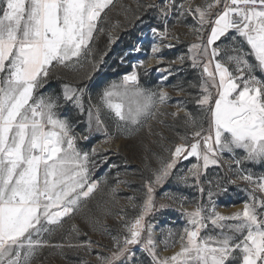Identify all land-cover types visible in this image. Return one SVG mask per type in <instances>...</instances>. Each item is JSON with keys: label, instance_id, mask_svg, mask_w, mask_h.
<instances>
[{"label": "snow or ice", "instance_id": "1", "mask_svg": "<svg viewBox=\"0 0 264 264\" xmlns=\"http://www.w3.org/2000/svg\"><path fill=\"white\" fill-rule=\"evenodd\" d=\"M114 3L115 0H0V264H32L44 248L60 250L63 255L65 248L90 253L94 246L100 247L91 239L79 240L87 233L76 223L68 230L65 243L53 244L43 238L81 213L101 183L91 179L90 165L95 167L91 157L97 149H80L78 140L88 136H78L74 122L60 113L68 104L85 118L89 135L103 133L105 144L120 135L134 136L149 120L164 125L162 117L175 120L179 112H184L185 117L183 126L187 131L177 133L181 142L164 149L169 158L157 156L158 168L145 164L150 176L143 182L142 202L137 204L135 196L127 197L138 213L128 219L126 213L122 216L104 209L105 216L115 215L123 221V234L111 236L112 250L107 256L97 254L99 264H140L132 250L137 245L150 257V264H264V174L242 167L245 163L264 165V79L255 75L257 70L264 72V0H203L195 6L191 0H162L145 6L156 9L164 23L162 30L151 28L161 41L170 37V14H176L178 23L188 16L196 22L189 26L195 39L187 53L159 71L163 73L162 80L182 70L173 67L177 63L188 62L198 71V83L190 84L199 89L194 98L198 115L185 111L179 103L177 111H164L171 99L169 92L159 86L156 90L142 86L135 70L108 83L98 101L92 102L86 82L100 71L104 59L89 58L94 52L93 42L105 32L101 25ZM171 38L179 42L178 36ZM114 40L109 33V43ZM160 52L161 44L154 43L151 58L158 63L162 62ZM84 61L91 67L80 78L81 83H64L60 94L40 91L55 69L78 72ZM145 63L141 61L134 67H144ZM173 87L178 92L185 91L180 84ZM105 112L114 121V132L109 130ZM156 134L164 139L162 133ZM238 150L243 154L237 155ZM224 153L231 155L228 171H233L235 165L236 178L219 177L216 188L226 192L224 183L234 185L239 180L245 184L241 191L246 194L241 207L229 215L217 210L212 181H207V203L203 201L205 188L201 182L210 166H222ZM190 157L196 163L176 180L195 187L200 197L191 202L169 197L179 204L186 226L178 234L168 231V237L178 235V241L170 244L166 238L165 248L175 247L178 242L179 251L161 258L155 226L146 218L157 210L156 188L173 175L179 161ZM115 192V188L110 190L113 200ZM165 207L159 205L160 209ZM85 222L93 232L109 235L107 225L100 219L86 217Z\"/></svg>", "mask_w": 264, "mask_h": 264}, {"label": "rangeland", "instance_id": "2", "mask_svg": "<svg viewBox=\"0 0 264 264\" xmlns=\"http://www.w3.org/2000/svg\"><path fill=\"white\" fill-rule=\"evenodd\" d=\"M161 2L162 0H115L114 6L107 11L106 22L101 25L104 27L105 32L98 34V38L93 42L95 53L98 56L97 59L93 60L98 61L101 56L104 59V63L100 65L98 73L103 69L105 70L102 75L105 76V80H100L99 84L95 86L97 88L95 91H90L89 89L93 103L98 101L100 89H103L112 81H119L124 75L130 74L135 70L140 75L142 86L152 90H156L159 86L169 92L171 99L168 101L164 111H177L176 105L179 103L184 106L185 111L191 112L193 115L199 114L194 101L199 89L190 87V84L198 83V71L193 70L188 62H185L184 65L179 63L174 65V68L182 70L178 74L169 77L168 80H162L163 73L159 71V69L167 67L169 61L176 60L179 55L187 53L188 45L195 39L189 26H195L196 22L191 16H188L178 23L176 14H170L167 17L170 37L161 41L160 38L153 35L151 28L156 27L162 30L164 23L158 18L156 9L145 7L150 3L160 4ZM191 2L195 6L196 4H202L203 0H191ZM137 16L139 19H137ZM109 33L115 37L114 42L111 44L109 43ZM171 36H178L179 42L172 39ZM154 43L161 44V52L158 54L162 57V62L160 63L156 59L151 58V47ZM224 43L229 44L230 42L225 41ZM164 44H172L174 46L166 48L163 47ZM236 44L239 45L240 41L237 40ZM244 47L245 52H248L247 46L245 45ZM104 52L107 55H104ZM249 59L252 58L249 57ZM141 61L146 62L144 67H134L139 65ZM90 67L86 62L88 71H90ZM62 69L60 68L58 71ZM83 75L84 72L80 75L78 73L76 77L80 78ZM255 75L260 79H264V72L257 70ZM70 77L74 78V76ZM178 84L183 86L184 92H178L173 87ZM85 99L87 101V97ZM64 108L75 110L71 104L65 105L61 109ZM104 118L109 130L114 132V121L111 119L110 113L105 112ZM184 118V112H179L178 118L175 120L171 116L162 117L165 120L164 125L149 120L134 136L128 138L120 135L106 144L103 143L105 137L102 132H93L90 135L87 133L85 118L79 124H73L74 131L78 136H88V139L78 140V146L87 145L84 146V151L89 152L93 147L97 149V154L91 157L95 167L90 165V168L92 169L91 179L100 181V188L91 199L86 201L81 213L71 220H66L62 229H58L50 236L45 234L43 238L50 240L53 244L65 243L68 230L73 223H76L82 232L87 233V236L81 235L79 240L91 239L94 242H98L100 247L94 246L90 253L83 249L65 248L63 255H61L60 250L44 248L38 251L32 264H82V262L99 264L97 260L98 253L104 256L109 255L113 244L111 236L123 234V221L117 219L115 215L105 216L104 209L110 208L113 213H120L122 216L126 213L128 219L138 213V209H132L127 197L135 196L137 204L142 202L145 190L143 182L150 176L145 164L147 163L154 169L159 167L157 156L165 160L169 158L168 152L164 151V149L172 148L174 144L181 142L177 133L183 135L187 131L183 126ZM207 127L208 125L205 123V128ZM156 133H162L164 139L161 140V137ZM242 154L238 150L237 155ZM230 160L231 155L224 153L222 166H210L207 174L201 178L202 185L205 188L203 201L207 203V190L210 187L207 181H212L211 188L216 193L213 196V200L216 203L217 210L224 215H229L238 210L241 207V201L246 197L245 192L241 191L245 184L239 180L234 185L224 183V187L228 189L226 192L218 190L215 186L219 177L236 178L235 165H233V171H228V162ZM193 163H196V160L191 157L187 160L182 159L179 161L176 168L173 169V175L155 190L157 210L148 216L146 221L151 222L155 226L154 235L157 240V252L161 258L179 251L178 242L175 247L169 246L167 249L165 248L163 241L166 238L170 244L172 240L178 241V235L168 237V231L172 230L174 234H178L186 226V219L181 213L179 204L175 200L169 199V197L187 198L189 202L200 197V193L195 187H186L183 184H179L176 180V176L185 174ZM112 165H116V167H112ZM242 167L258 175L264 174V165L261 164L245 163ZM118 180L126 181V183L118 184ZM113 188L116 189L115 200L110 195V190ZM159 205H165L166 207L160 209ZM185 206L190 208L191 204L186 203ZM121 209H123V212H121ZM86 217L100 219L107 225L109 235L93 232L91 227L85 222ZM132 250L140 264H150V257L146 253L141 252V246H134Z\"/></svg>", "mask_w": 264, "mask_h": 264}, {"label": "crops", "instance_id": "3", "mask_svg": "<svg viewBox=\"0 0 264 264\" xmlns=\"http://www.w3.org/2000/svg\"><path fill=\"white\" fill-rule=\"evenodd\" d=\"M93 48H94V45H93ZM105 53V52H104ZM97 54L95 53V49H94V52H93V55L92 57H90L89 59H97ZM86 62L87 61H84V67L82 70L78 71V72H73V71H69V70H66V69H62V70H59L60 68H57L54 70L53 72V75L52 77L49 79L48 83L45 85V87L43 89H41L40 91L44 94H60L61 91H62V85L64 83H71L73 85H76L78 83H81V80L80 78L82 76H80V78H77L76 75L79 73V75L81 73L84 72V74L86 72H88V70L86 69ZM66 73H65V72ZM105 70H101L100 73H96L93 77V79L91 80L90 83H88V90L90 89V91H95L97 88L95 87L97 84H99L100 80H105V76H102L104 74ZM67 75V76H66ZM70 76H74V78H71ZM104 78V79H103ZM107 79V78H106ZM102 91V89H100ZM66 108L64 109H60V113L62 116L64 117H69L75 124H79L80 122H82V120L84 119V117H80L77 115V112L76 110H67ZM86 123V121H85ZM84 146H87L85 144L83 145H79L78 147L82 150H85L84 149Z\"/></svg>", "mask_w": 264, "mask_h": 264}, {"label": "built area", "instance_id": "4", "mask_svg": "<svg viewBox=\"0 0 264 264\" xmlns=\"http://www.w3.org/2000/svg\"><path fill=\"white\" fill-rule=\"evenodd\" d=\"M76 133V132H75Z\"/></svg>", "mask_w": 264, "mask_h": 264}]
</instances>
